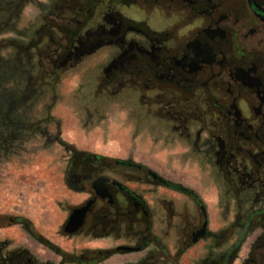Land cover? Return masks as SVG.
<instances>
[{"label": "flooded vegetation", "instance_id": "flooded-vegetation-1", "mask_svg": "<svg viewBox=\"0 0 264 264\" xmlns=\"http://www.w3.org/2000/svg\"><path fill=\"white\" fill-rule=\"evenodd\" d=\"M95 57V98L131 99L210 174L216 224L194 189L149 166L71 155L63 246L0 215V264H264V0H0V80L12 83L0 128L31 129L29 107Z\"/></svg>", "mask_w": 264, "mask_h": 264}, {"label": "rangeland", "instance_id": "rangeland-1", "mask_svg": "<svg viewBox=\"0 0 264 264\" xmlns=\"http://www.w3.org/2000/svg\"><path fill=\"white\" fill-rule=\"evenodd\" d=\"M92 60L63 77L53 101L44 97L29 107L31 129L15 134L0 128V215L24 217L43 238L63 246L58 231L66 213L61 205L63 197H72L65 186L64 162L74 156L64 141L77 151L93 147L92 154L165 170L169 179L198 193L213 225L220 205L210 174L201 171L193 152L145 127L131 99L95 98L92 66L100 59Z\"/></svg>", "mask_w": 264, "mask_h": 264}, {"label": "water", "instance_id": "water-1", "mask_svg": "<svg viewBox=\"0 0 264 264\" xmlns=\"http://www.w3.org/2000/svg\"><path fill=\"white\" fill-rule=\"evenodd\" d=\"M90 205H91V202L88 203L87 206L83 208H77L72 212L65 226L66 233L74 234L83 226L85 216L90 208Z\"/></svg>", "mask_w": 264, "mask_h": 264}, {"label": "crops", "instance_id": "crops-1", "mask_svg": "<svg viewBox=\"0 0 264 264\" xmlns=\"http://www.w3.org/2000/svg\"><path fill=\"white\" fill-rule=\"evenodd\" d=\"M3 80H0V94L3 92V89L4 88H6V86H11L12 85V83H10V85H6L5 86V84L2 82ZM80 150L82 151V150H84V152H88V153H90V152H92V150H93V147H87V148H85V147H80ZM100 155H104V154H100ZM126 159H130V158H126ZM152 170H154L155 172H157L158 174H160L161 176H164V177H166V178H170V177H168V174H166V172H165V170L164 171H162L163 169H161V168H157V167H150ZM173 183H176V184H181L182 186H184L182 183H178L177 181H174V180H172V179H170ZM214 194H215V196H216V192H215V189H214ZM216 224V222L214 223V225Z\"/></svg>", "mask_w": 264, "mask_h": 264}, {"label": "trees", "instance_id": "trees-1", "mask_svg": "<svg viewBox=\"0 0 264 264\" xmlns=\"http://www.w3.org/2000/svg\"><path fill=\"white\" fill-rule=\"evenodd\" d=\"M64 145H66L67 147H69L70 148V150L71 151H73L74 152V156H86V155H88V153H86V152H84V151H77V150H75L73 147H71V146H69L66 142H62ZM42 240H43V242H44V244H46V245H48V246H50L51 248H55V247H53V245H51L48 241H46V239L45 238H42ZM59 252V251H58Z\"/></svg>", "mask_w": 264, "mask_h": 264}]
</instances>
